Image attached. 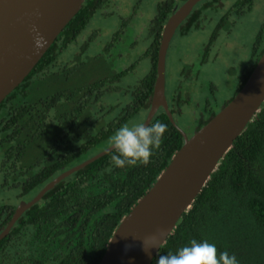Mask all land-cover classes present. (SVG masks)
<instances>
[{
    "label": "trees",
    "instance_id": "1",
    "mask_svg": "<svg viewBox=\"0 0 264 264\" xmlns=\"http://www.w3.org/2000/svg\"><path fill=\"white\" fill-rule=\"evenodd\" d=\"M110 1L86 0L31 74L0 105L1 188L16 191L14 197L20 201H31L55 178L109 148L120 126L140 113L144 114L142 123L147 117L157 78L161 34L179 5L175 0L159 5L150 25V45L130 68L71 91L57 92L48 87L62 55ZM255 1L235 0L232 9L253 7ZM216 2L206 3L193 13L204 14ZM192 19L193 27L200 19L197 15ZM190 30L191 25L179 32L186 34ZM257 47L260 51H255L237 92L264 54V24ZM142 59H148L151 65L144 78L125 89L113 86L122 82ZM112 92L124 95L122 105L101 107L104 93ZM180 102L176 96L171 100L167 97L173 117ZM156 122L166 125V131L148 165L114 168L106 155L57 184L0 241V264H99L122 219L151 189L184 144L183 136L162 108L151 123ZM206 122L202 120L199 128ZM17 207L0 205V234ZM192 239L215 244L218 254H235L239 264H264V103L152 264Z\"/></svg>",
    "mask_w": 264,
    "mask_h": 264
},
{
    "label": "water",
    "instance_id": "2",
    "mask_svg": "<svg viewBox=\"0 0 264 264\" xmlns=\"http://www.w3.org/2000/svg\"><path fill=\"white\" fill-rule=\"evenodd\" d=\"M86 0H0V105L31 74ZM202 0H187L167 20L157 60V78L145 124L162 108L183 136L184 144L172 157L151 189L137 202L114 231L99 264H152L182 216L193 206L234 142L260 112L264 103V54L235 96L192 137L177 126L167 104L166 59L180 25ZM47 40L36 51L32 26ZM110 148V147H109ZM96 156L64 172L31 201H22L0 234L8 236L19 218L45 194L74 173L108 155ZM159 244V247H153Z\"/></svg>",
    "mask_w": 264,
    "mask_h": 264
},
{
    "label": "rangeland",
    "instance_id": "3",
    "mask_svg": "<svg viewBox=\"0 0 264 264\" xmlns=\"http://www.w3.org/2000/svg\"><path fill=\"white\" fill-rule=\"evenodd\" d=\"M166 1L111 0L96 13L77 42L62 55L49 89L71 91L130 68L150 45L151 22L159 5ZM176 1L181 3L182 0ZM212 1L202 0L194 11L203 9ZM222 1L230 5L216 11L204 10V16L211 21L206 24L200 21L197 29L186 34L178 31L168 49L166 96L169 100L176 96L181 101L175 110L174 120L189 138L199 129L202 120L208 121L218 114L235 96L255 51H260V48H255L264 24V0H256L252 10L242 14L230 8L232 0ZM217 18V25L221 22V27L217 29L216 40L209 46ZM150 68V61L142 59L122 82L113 86L122 89L134 86L149 73ZM104 97L103 108L114 103L120 107L124 101L122 93H104ZM143 118L144 114L140 113L127 125L142 123ZM1 182L0 176V205L18 206L22 201L14 197L16 191L2 189Z\"/></svg>",
    "mask_w": 264,
    "mask_h": 264
},
{
    "label": "clouds",
    "instance_id": "4",
    "mask_svg": "<svg viewBox=\"0 0 264 264\" xmlns=\"http://www.w3.org/2000/svg\"><path fill=\"white\" fill-rule=\"evenodd\" d=\"M34 49L39 51L47 45V40L33 25ZM166 125L156 123H137L132 126H120L114 132L108 149L109 162L114 168L126 166L148 165L151 157L161 147ZM153 247H159L154 244ZM156 264H239L235 254L227 251L217 253V247L208 241L192 239L175 253L161 255Z\"/></svg>",
    "mask_w": 264,
    "mask_h": 264
},
{
    "label": "flooded vegetation",
    "instance_id": "5",
    "mask_svg": "<svg viewBox=\"0 0 264 264\" xmlns=\"http://www.w3.org/2000/svg\"><path fill=\"white\" fill-rule=\"evenodd\" d=\"M187 0H182L181 1V3H177V1L175 0V2L177 3V4H179L177 7H175V9H174V11L176 10V9H178L180 6H182L185 2H186ZM234 3H235V0H232V3L231 4H233L234 5ZM226 4H228V2H224V1H222V0H217V2H216V5H215V7L212 9V10H214V11H216V10H218V9H220L221 7H223V6H227ZM228 5H230V4H228ZM232 5V6H233ZM198 6V5H197ZM196 6V7H197ZM232 6H230V8L232 9ZM195 7V8H196ZM195 8H194V10H195ZM252 8L253 7H246L245 9H243V10H240V9H238V14H242V13H246V12H249V11H251L252 10ZM230 9V10H231ZM194 10L192 11V13L188 16V18L180 25V27L177 29V31H176V33L180 30V28H182V30L184 31L185 29H187L188 28V26L189 25H191V29H193V27H195L196 29H197V27L198 26H200V21H203L205 24L207 23V22H209V21H211V19H209L208 17H206V16H204V14H196V13H193L194 12ZM195 15H197V19H200L199 20V22L198 23H196L193 27H192V21H191V18H193L192 20H194V16ZM196 18V17H195ZM218 18L216 19V26H215V30H214V32L211 34V36H210V38L212 39L213 38V36L214 35H216L217 36V29L218 28H220L221 26H220V24H221V22L217 25V23H218ZM221 21H223V19H221ZM205 28V27H204ZM204 28H202V30L204 29ZM164 30V29H163ZM163 33V32H162ZM161 37H162V34H161ZM211 39H209V40H211ZM216 40V39H215ZM160 42H161V40H160ZM210 46H212V43L210 44ZM207 50H209V49H207ZM168 54V53H167ZM166 62H167V59H166ZM239 84H240V82H239Z\"/></svg>",
    "mask_w": 264,
    "mask_h": 264
}]
</instances>
